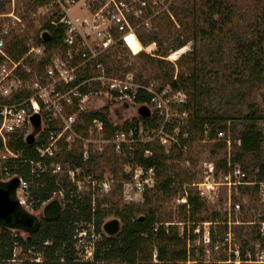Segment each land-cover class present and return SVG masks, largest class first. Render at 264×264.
Masks as SVG:
<instances>
[{
  "label": "built area",
  "instance_id": "2783aa9c",
  "mask_svg": "<svg viewBox=\"0 0 264 264\" xmlns=\"http://www.w3.org/2000/svg\"><path fill=\"white\" fill-rule=\"evenodd\" d=\"M20 2L21 0H8V12H0V73L3 76L0 84L6 79L10 81L9 77L14 76L20 82L19 85L26 86V89L17 86L12 90L4 88L0 91L1 151L10 156L3 160L21 157V153L9 150L7 145L14 135H22L25 141L32 131L30 119L33 115H39L41 121L37 136L43 135L45 138V143L37 149L38 162H28L31 182L8 172L6 168L0 171V183L8 185L12 180H18L14 200L20 208L26 212L33 211L36 202L33 198L34 190L38 189L41 178L46 176L58 188L46 202L51 201L55 195L68 196L70 203L73 199H90L88 201L92 204L93 212L96 207L91 198L96 194L112 191L107 178L96 177L84 169L95 158L106 152L117 159H132L135 151L140 150L146 159L153 158L159 150L164 155L186 151L189 139L185 128L187 129L190 115L182 108L186 102L184 93L175 92L168 86L155 90L151 85L136 84L131 74L117 78L108 73V68L113 67L112 53L126 48L134 54V44L140 47V51L143 50L145 47L139 42L138 36L152 31L165 16L171 17L175 0H47L41 8L47 12L45 23L58 31L57 43L46 45L42 35L48 32L41 31L38 39L42 42L29 40L27 53L18 62H14L7 51L12 40L24 33L22 18L16 15V4ZM146 50L152 56L157 52L154 43L149 44ZM26 58L36 62L37 66L31 81L29 76L34 71L22 64ZM41 64H44L42 69L39 68ZM18 68L29 75L27 79L17 76ZM27 85L29 89L25 91ZM93 86L96 88H91ZM22 91L24 96L29 95L26 99L8 102V99ZM140 92L150 97L148 102L139 104L149 110V118L139 117L138 121L123 129H117L111 124L113 130L108 134L100 119H92L87 124L89 115L103 114V98L110 102L133 105ZM11 94L14 95L9 98ZM62 147L65 154H71L72 158L78 157L80 165H73L72 159L66 162L67 168L56 162ZM226 168L220 182H216V169L211 164L208 165L204 182L191 185L197 188L198 198L209 200L216 194L218 187H226L228 191L244 188L246 198L249 191H254V187H257L255 192L264 197V182L249 180L242 168L231 166L229 161ZM127 175H130V179L124 183L125 187L139 195L153 190L157 183V173L153 167L144 169L137 164H130ZM182 203L186 204V199ZM228 206L229 215L230 211L239 212L242 209L239 203H231L230 198ZM156 230L155 228L154 231ZM103 234L106 235L102 229L96 230L93 221L87 225V229L74 230V248L82 256L81 263H93L96 246L103 240ZM185 240L189 241V235H186ZM202 240L204 244L210 243L209 232L203 234ZM225 241L230 246V230ZM19 250L23 251L22 246L14 242L13 256ZM28 252L31 253L30 250ZM187 252L189 257L190 252ZM230 252H234L232 263L240 264L238 250ZM156 256V251H153L154 262Z\"/></svg>",
  "mask_w": 264,
  "mask_h": 264
},
{
  "label": "trees",
  "instance_id": "16d2710c",
  "mask_svg": "<svg viewBox=\"0 0 264 264\" xmlns=\"http://www.w3.org/2000/svg\"><path fill=\"white\" fill-rule=\"evenodd\" d=\"M255 1L259 7L258 11L261 6V12L254 13L253 16L248 18L246 16L248 10L242 11L235 4H229L225 0H175L176 4L171 8V17L165 16L152 31L138 36L143 47L153 42L157 43L158 50L154 58L146 57V55L139 56L146 58L148 61L146 63L151 64L158 71L164 72L163 87L168 86L173 91L182 92L186 96V102L182 108L187 110L191 116L189 126L186 129L188 139L191 137L192 132L203 134L207 130H209L210 136L217 137L220 132L225 130V124L228 120L242 119L245 122L239 134L240 146L237 148L238 152L229 161L231 166L235 164L243 165L245 158L257 154L263 143V137L256 126L260 115L253 103L247 104V114L245 116L242 117L241 114H238L237 117H229L231 111L224 108L222 102L226 99L229 102L236 99L243 102L246 97H252L253 90L264 85V0H262V4H259V0ZM46 2L47 0H32L29 9L32 12V10L34 11L36 8L43 6ZM0 12H4L3 6L0 8ZM238 16L242 17L241 21L245 23L246 32L236 31L234 18ZM41 31H47L51 35V39L45 42L46 45L51 46L57 43L58 31L47 23H43L40 29L35 31L32 39L38 43L42 42L38 39ZM225 32L226 35L230 36V40L234 42L231 53L233 54L231 74L235 78L233 81H229L227 77L218 73V68L213 69V71L212 69L209 70L202 58L199 57L206 53H213L210 56L220 55L221 42L218 41L219 37L223 36ZM30 39L31 37H15L12 40L10 49L7 52L14 62H18L27 53L26 43ZM189 42L193 44L192 51L181 56L177 61L187 60L190 64L175 77L174 65L166 58L169 56L170 51L175 52ZM198 42L206 43L209 48L198 52ZM166 43L168 44L164 47ZM210 47L215 49L209 50ZM134 50L137 51V49ZM210 56L208 57L211 58ZM112 57L113 67L108 68V73L127 72L123 67L125 60L116 59L118 52L112 53ZM212 62L213 60L209 61V63ZM22 64L27 68L35 69L33 62L28 58L23 60ZM43 66L44 64H41L39 68L42 69ZM16 74L21 79H27L29 76L24 74L21 68L17 69ZM244 74H246L245 77ZM229 88H231V92L225 99ZM28 96L16 94L8 99V102H21ZM216 99L219 101L217 102ZM149 100L150 97L146 93L140 92L136 98V103L143 104ZM228 101H226V104L229 103ZM215 103L218 105L216 106ZM220 110H222V113H219ZM235 114L233 113V115ZM92 119L102 120L105 131L112 132V125L106 114L94 113L89 115L86 119L87 124ZM44 143L45 138L43 135H40L37 142L32 146L25 143L22 135H14L7 147L15 153H21V157L8 160L3 168L31 182L28 162H38L37 149ZM1 150L2 144L0 143ZM182 156L183 154L179 151L164 155L159 150L153 158L145 159L140 150H136L133 158H125L123 164H137L144 169L153 167L156 170L157 179L159 176L165 175V179L161 183H156L155 188L150 191L167 195L170 193V186L173 181L172 175L169 174L170 168L166 166V163L170 160L181 159ZM71 159L73 165H80L78 157L72 158L71 154L64 155V162L71 161ZM227 164L226 161L223 163V173L227 171ZM87 172L92 171L88 169ZM123 178L129 180L130 175L124 174ZM255 179L256 182H264V161L258 162ZM2 185L6 184L0 183V186ZM254 189L256 190L257 187H254ZM57 190L54 181L43 176L39 181L38 189L34 190L33 198L36 201L34 209H38L49 199L50 194ZM147 192L142 194L145 205H149L151 202ZM45 204L43 217L40 221L25 212L24 219H33L37 224L36 227L30 230L31 234L25 240L12 233L13 230H26L28 233L29 229L23 227L24 225L14 224L13 220L10 224L0 222V264L13 260L12 246L14 242L25 248L32 247L35 251L42 252L45 255L47 264H94L112 261L120 264H186L188 258H190L185 242H183L186 238L185 233H183L182 238L177 233H172V225L165 227L156 218V213L153 211L141 216V214L134 215L132 210H124L116 212L117 217L123 224L119 234L113 237L107 236L97 244L93 263H78L75 261L76 249L73 242V234L77 224L81 222L89 224L93 221L96 230L99 231L109 212L99 207L92 212L90 201L73 199L70 203L68 196L65 197L63 205L54 200ZM181 207L189 209V221L195 223L201 221L195 217L203 207L199 198L188 195L186 204ZM136 210L139 213L138 208ZM155 228L156 231H154ZM154 240L158 242L156 262L153 260V251L151 250ZM181 243L183 244L178 251L172 249ZM61 258L64 260L63 263L59 262ZM240 261V264L246 261L243 255H241Z\"/></svg>",
  "mask_w": 264,
  "mask_h": 264
},
{
  "label": "rangeland",
  "instance_id": "374dc122",
  "mask_svg": "<svg viewBox=\"0 0 264 264\" xmlns=\"http://www.w3.org/2000/svg\"><path fill=\"white\" fill-rule=\"evenodd\" d=\"M229 4H235L242 11H247L246 16L250 18L253 14H258L259 7L256 5L255 0H225ZM259 4H262V0H259ZM32 0H21L20 3L16 4V15L22 18L24 33L16 37H34L35 31H38L40 27L45 23L47 17V12L44 8L38 7L34 11L31 8ZM176 4V3H175ZM4 7V12H8L9 4L8 0H0V8ZM242 17L238 16L234 18L236 23L235 29L239 32H246L245 23L241 21ZM234 29V30H235ZM30 39V40H31ZM221 42L220 55H213V53L202 54L199 57L205 62L209 70L217 69L218 73L224 75L233 81L235 78L232 73V62L233 54L232 48L234 42L230 40V36L226 32L223 36L219 37ZM154 43V42H153ZM151 43L150 45H152ZM30 44V41L26 43V46ZM157 48V43H154ZM168 43L164 44V47ZM149 46V45H148ZM147 46V47H148ZM143 48L140 52L134 50V54L131 53L126 48H120L118 52V57L116 59H123L124 69L127 72L116 71L112 75L117 78H124L126 74H131L134 77L136 84L148 85L156 89L163 88V71H158L148 62L146 58L140 57L139 55H146V57H153L148 53L146 48ZM192 42L187 43L181 49L169 53L166 58L167 61L172 63L175 68L174 76L176 77L179 72L186 69L187 65L190 63L187 60L178 62L177 60L192 51ZM209 47L204 42L197 43L198 52L207 50ZM215 48L210 47L209 50ZM136 53V54H135ZM210 56L211 58H209ZM212 63H209L210 60ZM216 60V61H215ZM187 62V63H185ZM35 69H31L32 74L29 76V80H33L36 74V62H33ZM112 72V71H111ZM13 75L15 73L13 72ZM246 74H244V77ZM3 77L0 73V78ZM10 81L6 79L0 84V91L4 88L14 89L17 86H23L21 89H26L25 85L20 84L16 77H9ZM167 87V86H165ZM91 88H96L95 86ZM29 86L27 85L28 91ZM225 99L231 92L229 88ZM24 94V91L21 92ZM14 95L11 94L9 98ZM185 95V94H184ZM217 102L219 101L216 99ZM236 99L230 102L226 99L223 100V107L230 110L231 114L229 117H237L238 114L245 116L247 114V104L253 103L255 109L260 115V119L256 123L258 131H260L263 137V143L261 144L260 151L255 155H250L245 158L243 165L235 164L240 168H243L248 176L249 180H255L256 169L259 161H264V85L260 86L259 89H255L252 92V97H246L243 102ZM226 101L229 103L226 104ZM101 111L103 114L107 115L110 123L117 127V129H123L128 125L138 121L139 116L137 113L139 104L126 105L121 102H110L103 98ZM225 103V104H224ZM217 106L218 104L215 103ZM221 109V108H220ZM222 113V110L219 111ZM233 113L235 115H233ZM190 115V113H189ZM191 116H189L188 126L190 123ZM245 122L242 119H232L228 120L225 124L226 128L223 130L222 134H218L217 137L210 136L209 130L203 134H198L195 132L191 133L189 141H187V149L183 154L181 159L170 160L166 163L168 166L169 174H171L172 185L170 186V193L162 194L161 192L149 191L148 196L151 199L149 205L144 204L143 196L134 193L130 188H126L124 183L126 179L123 178L124 174L128 173L129 165H124V158L117 159L111 153L106 152L101 157L95 158L91 165L85 166V170H91L92 174L96 177H102V179L107 178L112 185V191L109 193L96 194L92 201L97 209H103L109 212L108 217L104 220V224L112 221H119V230L122 229V222L117 217L116 212L124 210H132L134 215L141 214V216L148 214L150 211L156 213V218L165 225V227L172 225V233H177L179 237L185 233L189 235V241L185 239L186 250L190 252L189 262L186 264H239L232 263L234 260V252L238 250L239 257L244 256L246 260L243 264H264V197L259 196L255 190L249 191L248 198L244 197L246 189L239 188L238 191L231 189L228 191L226 187H218V190L214 196L209 200H199L202 202L203 207L200 209L199 213L195 216L196 219L204 221L191 222L189 221L190 211L188 208L183 209L182 200L186 199L188 195L197 197V188H193L192 184H200L204 182L205 172L207 171L208 165L214 166L216 169V182H220L222 176L223 163L230 161L234 155L238 152V147L240 146L239 134L243 129ZM85 127V124H82ZM186 130V128H185ZM32 131L29 133L31 134ZM28 134V135H29ZM108 134V131L107 133ZM220 135V136H219ZM38 140V136H35V143ZM8 154L5 151H0V171L3 170V166L7 161ZM65 150L62 147L57 154L56 162L60 163L64 168L68 167V164L64 162ZM8 159V158H7ZM165 179V175H161L157 179V183H161ZM64 182V181H62ZM63 183H60L62 186ZM34 183H32V186ZM65 188V186H62ZM65 190V189H64ZM66 196L61 197L55 195L51 200H54L63 205V201ZM230 198L231 203H239L242 209L239 212L230 211L228 199ZM90 199H85L82 201H87ZM91 201V202H92ZM46 205V204H45ZM42 204L38 209L28 212L30 215L35 217L37 221H40L43 217V208L45 206ZM92 207V204H91ZM136 208H138L139 213ZM94 210V209H93ZM103 224V225H104ZM87 223L81 222L77 224L76 228L87 229ZM102 227L99 231H101ZM103 230V229H102ZM231 232L232 241L230 246L227 244L225 239L227 238L228 232ZM171 231V230H170ZM198 231V232H197ZM1 232V230H0ZM209 232L210 243L204 244L202 237L203 234ZM12 233L22 239H26L31 233L24 232L22 230H13ZM100 233V232H99ZM103 238L107 235L102 236ZM183 243L172 249L178 251ZM158 242L154 240L151 250L156 251ZM32 247L25 248L22 246L23 251H16L13 256V260L8 261L4 264H47L45 262V255L42 252H37L31 250ZM76 249V248H75ZM31 251V253L28 252ZM77 250V249H76ZM34 260H38L35 262ZM63 258L60 259V263H63ZM75 261L81 263L82 256L76 251ZM230 261V263L228 262ZM94 264H120L116 261L108 263H94ZM141 264V263H140Z\"/></svg>",
  "mask_w": 264,
  "mask_h": 264
},
{
  "label": "water",
  "instance_id": "95a60500",
  "mask_svg": "<svg viewBox=\"0 0 264 264\" xmlns=\"http://www.w3.org/2000/svg\"><path fill=\"white\" fill-rule=\"evenodd\" d=\"M42 39L48 42L50 40V35L45 32L42 35ZM137 113L138 116L143 119H147L150 116V112L145 106L139 107ZM30 122L32 125V133L25 138V143L28 146H32L35 143V136L40 131L41 121L39 115H33ZM17 187V179L12 180L8 185L0 186V222L4 224L11 223L13 216L19 208L18 202L14 200ZM32 222L33 220L28 221L27 226H30ZM102 229L107 236H116L120 232L119 221L116 219L109 221L102 226Z\"/></svg>",
  "mask_w": 264,
  "mask_h": 264
},
{
  "label": "flooded vegetation",
  "instance_id": "af4514ba",
  "mask_svg": "<svg viewBox=\"0 0 264 264\" xmlns=\"http://www.w3.org/2000/svg\"><path fill=\"white\" fill-rule=\"evenodd\" d=\"M25 210L23 208H18L17 209V212L15 213V215L13 216L12 220L14 222V224H21V225H24L23 227H26V229H29V232L28 233H31L30 230H32L34 227L37 226V224H35L34 220L33 222L31 223L30 226H27V222L30 221V220H27V219H24L25 217ZM28 213V212H26ZM36 225V226H35ZM24 232H26V230H22Z\"/></svg>",
  "mask_w": 264,
  "mask_h": 264
},
{
  "label": "bare ground",
  "instance_id": "6f19581e",
  "mask_svg": "<svg viewBox=\"0 0 264 264\" xmlns=\"http://www.w3.org/2000/svg\"><path fill=\"white\" fill-rule=\"evenodd\" d=\"M133 49H137V52L136 53H138L140 51V47L138 45H136V44L133 45Z\"/></svg>",
  "mask_w": 264,
  "mask_h": 264
}]
</instances>
